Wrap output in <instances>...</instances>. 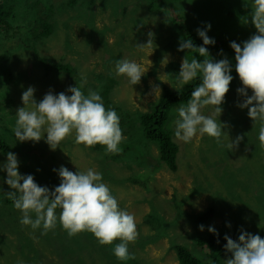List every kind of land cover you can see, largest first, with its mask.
<instances>
[{"label":"rangeland","instance_id":"rangeland-1","mask_svg":"<svg viewBox=\"0 0 264 264\" xmlns=\"http://www.w3.org/2000/svg\"><path fill=\"white\" fill-rule=\"evenodd\" d=\"M5 1L14 11L9 22L0 26V141L7 146L0 148V164L6 161L9 151L15 153L20 173L33 175L39 185L49 189L59 185L60 178L53 169L61 165L73 172L90 167L102 172L120 207L135 217L140 233L138 240L129 245L135 258L123 264H180L174 242L195 249L194 238L209 234L208 226L224 233L226 224L234 225L231 221L238 218L234 212L239 205L244 210L234 231L247 228L264 238V148L258 140L259 126L253 127L247 109L237 107L244 99L237 93L241 81L229 88L222 114L216 116L227 125L224 131L228 135L222 145L207 135L189 144L177 141L173 135L179 146L175 171L164 163L150 170L133 155L130 163L113 161L101 145L96 149L76 144L75 134L53 151L43 139L21 143L12 132L17 110L24 106L22 93L29 86L35 89L37 102L49 90L58 94L69 86H82L86 94L100 85V74L115 75V61L120 58L140 62L149 70L134 86L115 75L118 83L111 89L110 98L133 117L137 111L145 112L160 95L159 91L154 93V87L158 85L162 90V84L175 81L176 77L166 73L167 65L173 62L172 71L178 73L185 58L177 50L180 43L175 35L168 31L167 19L174 18L196 30L211 24L209 37H235L243 43L257 31L251 23H243L251 11L250 0H167L163 4L164 0H73L72 6V0ZM45 17L53 28L48 36L35 41L34 34L42 29V22L36 28L34 21ZM156 32L153 44L142 49L137 46L145 45L149 33ZM171 43L175 47L166 49L165 45ZM39 56L71 63L77 68V77L48 68ZM102 59L110 66L104 65ZM165 59L166 65L162 64ZM7 73L10 76L5 81ZM82 74L87 76L86 82H82ZM175 109L170 119L173 129L178 116ZM204 113L213 114V107L205 108ZM238 136L243 137L238 148L227 149L225 146ZM147 151L157 157L156 144L150 143ZM229 172L236 175V183L225 186ZM5 179L6 173L0 172V264H15L17 259L25 264H122L113 255L112 246L99 245L88 232L69 238L58 224L49 231L52 239L48 233L41 235L30 228L20 239L19 233L15 236L6 230V225L11 224L17 233L20 230L15 226L24 225L20 223V212L6 197L11 189ZM210 208L214 209L210 219L199 222L195 218ZM200 225L205 226L204 231H200Z\"/></svg>","mask_w":264,"mask_h":264},{"label":"clouds","instance_id":"clouds-1","mask_svg":"<svg viewBox=\"0 0 264 264\" xmlns=\"http://www.w3.org/2000/svg\"><path fill=\"white\" fill-rule=\"evenodd\" d=\"M250 3L251 11L243 23H251L257 31L242 44L230 42L235 52L234 65L228 58H211L208 46H215L216 43L207 34L211 24L197 29V35L203 41L201 46L194 45L191 39L180 42L178 51L196 49L203 59L193 57L189 60L185 56L174 83L168 82L180 92L194 80L199 78L201 81L191 92L188 102L175 109L178 116L174 120L173 135L177 141L189 144L207 135L217 144H223L227 125L217 120L216 116L222 114L225 96L234 79L231 74L234 67L242 83L237 93L244 98L237 107L247 109L253 127L259 126L258 140L264 148V0H250ZM153 43V34L149 33L148 42L137 46L142 49ZM167 63V59L162 61L164 65ZM148 70L135 60L120 58L115 61V75L124 77L131 86L140 84ZM81 80L86 82L87 76L82 74ZM153 91L161 94L162 90L157 85ZM34 92L35 89L29 86L22 93L24 106L17 110L12 128L16 141L38 143L43 139L54 151L75 134V143L85 148L101 145L105 154L122 153L121 145L127 137L120 126V116L115 109L105 107L99 91L89 89L85 94L82 86H69L65 92L58 94L49 90L39 102L34 98ZM209 106L213 107L214 113L206 115L204 109ZM242 139L238 136L226 147L229 150L238 148ZM6 156V161L0 164V172L6 173L4 183L11 191L5 194L20 212L22 225L46 235L59 224L69 238L88 232L93 234L99 245L112 246L113 255L122 264L135 258L129 245L135 243L140 235L136 219L120 207L118 198L104 182L102 172L92 167L85 171L77 168L73 172L61 165L53 169L60 183L49 189L39 185L33 175L20 173V162L15 153L9 151ZM226 227L230 228L231 224L227 223ZM199 229L204 231L205 226L200 225ZM207 230L219 236L214 226H208ZM239 231L238 241L224 236L226 253H231V258L226 259L224 264H264V238L243 228ZM116 241L119 242L114 243ZM15 264L25 262L17 259Z\"/></svg>","mask_w":264,"mask_h":264},{"label":"trees","instance_id":"trees-1","mask_svg":"<svg viewBox=\"0 0 264 264\" xmlns=\"http://www.w3.org/2000/svg\"><path fill=\"white\" fill-rule=\"evenodd\" d=\"M73 2V0L69 1V4L72 6ZM166 2L167 0H164V2H162L161 4ZM152 7L153 3L150 4L149 10H152ZM13 11L14 10L12 8V5L7 4L5 0H0V26H3L4 24H7V22H9V19L13 16ZM167 21L170 29L168 31H170V34L172 33L175 35L178 43L186 39H191L194 45H202L203 41L197 35V30L195 28L187 27L186 24H181L174 18H168ZM40 22H42V29L38 30L36 34H34L35 41L39 39L41 40L42 38L48 36L49 32L53 28V24L49 23L46 17L44 18V20L34 21V25L36 28L41 26L39 25ZM157 33L158 32H156L153 37H155ZM158 39L160 40L159 34ZM214 39L216 41L215 46H208L211 58H213L214 60L228 58L234 65L235 52L230 47V42L235 41L237 43H241V41L235 37L225 36H218ZM155 43L159 45L156 39ZM157 45H154V47H156ZM165 47L166 49H168L175 46L173 45V43H171L166 44ZM30 48L38 53L36 48L32 46H30ZM183 53L189 60L193 57L201 60L203 59V57H199L198 50L196 49L186 50L183 51ZM39 57L44 62V64L46 63V66L48 68L53 69L58 73H65L70 77H77L78 75L76 66L72 65L71 63L54 61L50 57L45 56ZM102 62L104 65H107L108 67L110 66L107 62H104L103 59ZM173 68L174 63L171 62L167 65L165 71L171 77H176L178 73L172 71ZM152 72L155 73V68L152 70ZM231 74L233 75L234 79L230 83L229 88H234L237 86L239 81L238 74L235 72L234 67ZM9 76L10 74L7 73L5 76V81H8L7 77ZM97 78L101 80V83L99 86L92 88V90L99 91V93L103 97L106 108L115 109L117 114L120 116V126L123 130V134H125V136L127 137L126 141L121 145V147L123 148L122 153L119 155H110L108 158L116 162L130 163L133 155L134 159L146 164V166L150 170H155L157 167H159L160 163H164L171 171H175L177 169V154L179 151V146L173 139V128L170 125V119L173 110L176 107H179L180 104H186L188 102L191 92L196 86L201 83L200 79L198 78L190 84L184 86V88L180 92H177L172 86L166 83L162 84L161 94L156 98L154 102L151 103V107L145 112L137 111V114L135 115V117H133L132 114L126 113V111L121 109V107L110 98L111 89L114 88L118 83L115 75L113 73H107L105 75L100 74V76H97ZM237 127H239V130H242L241 126L238 125ZM138 142L142 143L143 145L138 146ZM150 143H154L157 145V157H152L151 154L148 153L147 149H149ZM95 146L93 147L96 148ZM6 147L7 146L2 141H0V148L5 149ZM32 160H34V158H32ZM239 169H241V167ZM117 179L118 177L116 178V181ZM130 179L132 180L133 178L131 177ZM232 183H236V175L232 172H229V174L225 178V186H230ZM243 210L244 208L239 205L234 213L239 218L240 214L242 215ZM213 213L214 209L210 208L204 213L197 214L195 218L199 222H204L210 219L213 216ZM237 219L231 221L232 223L234 222V225H231L230 228L227 227L229 231L224 228V233H219V236H216L212 233L196 236L194 238L195 249H191L187 244L174 242L173 248L176 251L179 263L224 264V261L228 259V256L231 255V253H226V250L224 248V245L227 243V241L224 240V236L228 235L233 240H237V237L240 235V231L238 229L234 231L236 226L237 228L239 227V225H237ZM15 228L19 229L20 231L15 233L13 232V227L11 224L6 225V230L15 234V236L19 233L18 237L22 239L24 233L26 234L27 232L26 228L29 227L15 226ZM244 230L247 231V228H244ZM0 235H2V233ZM48 235L52 239V234L50 232H48ZM3 242L6 241L3 240Z\"/></svg>","mask_w":264,"mask_h":264}]
</instances>
